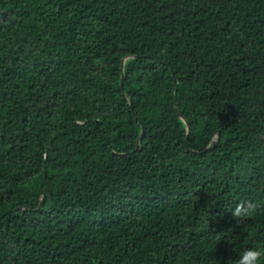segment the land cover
Instances as JSON below:
<instances>
[{
    "label": "trees",
    "instance_id": "trees-1",
    "mask_svg": "<svg viewBox=\"0 0 264 264\" xmlns=\"http://www.w3.org/2000/svg\"><path fill=\"white\" fill-rule=\"evenodd\" d=\"M245 199L264 0H0V264H228Z\"/></svg>",
    "mask_w": 264,
    "mask_h": 264
},
{
    "label": "clouds",
    "instance_id": "clouds-1",
    "mask_svg": "<svg viewBox=\"0 0 264 264\" xmlns=\"http://www.w3.org/2000/svg\"><path fill=\"white\" fill-rule=\"evenodd\" d=\"M264 207V201L257 199H245L235 204L231 215L236 218L237 224L252 218L259 209ZM264 249L261 248H244L238 259L234 262L228 261V264H264Z\"/></svg>",
    "mask_w": 264,
    "mask_h": 264
},
{
    "label": "water",
    "instance_id": "water-1",
    "mask_svg": "<svg viewBox=\"0 0 264 264\" xmlns=\"http://www.w3.org/2000/svg\"><path fill=\"white\" fill-rule=\"evenodd\" d=\"M125 59H126V58H124V59H123V61H125ZM122 67H123V65H122ZM122 83H123V82H122ZM186 126H187V127H186V129H187V131H188V130H189V126H188V124H187V123H186ZM142 134H143V131H142ZM142 134L140 135V137H139V139H138L137 148H139V147H140L139 140L141 139V137H142Z\"/></svg>",
    "mask_w": 264,
    "mask_h": 264
}]
</instances>
